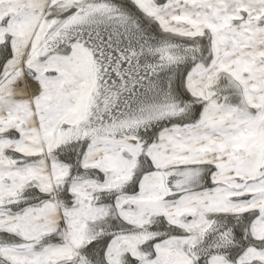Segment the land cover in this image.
I'll return each instance as SVG.
<instances>
[{
    "label": "snow or ice",
    "instance_id": "obj_1",
    "mask_svg": "<svg viewBox=\"0 0 264 264\" xmlns=\"http://www.w3.org/2000/svg\"><path fill=\"white\" fill-rule=\"evenodd\" d=\"M0 264H264V0H0Z\"/></svg>",
    "mask_w": 264,
    "mask_h": 264
}]
</instances>
